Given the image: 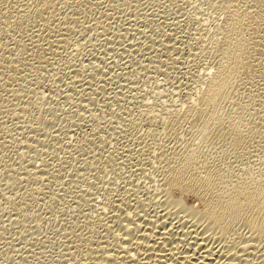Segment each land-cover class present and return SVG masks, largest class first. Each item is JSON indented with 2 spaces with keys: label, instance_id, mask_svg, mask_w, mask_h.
<instances>
[{
  "label": "rangeland",
  "instance_id": "1",
  "mask_svg": "<svg viewBox=\"0 0 264 264\" xmlns=\"http://www.w3.org/2000/svg\"><path fill=\"white\" fill-rule=\"evenodd\" d=\"M38 1H43L42 6L39 2L33 5L32 0H0V12L6 8L9 15L3 13L8 16V25L5 17L4 21L0 19V264H88L91 255L86 256L89 259L81 255L91 254L93 249V255L100 256L103 245L113 244L118 237L117 230L109 224V207L98 216L101 221L91 217L98 209L94 206L98 203L93 202L107 192L111 198H121L125 191L124 196L132 202L144 200L140 203L150 209L146 212L153 219L166 214L165 207L171 212L168 218L173 223L185 216L179 208L166 203L165 193L157 190L161 187L156 188L163 180V166L152 172L147 162L158 156L140 151L141 145L137 147L132 134L141 129L135 135L145 134L150 127L137 117L138 103L147 87L165 90L166 101L178 102L179 109L193 95L195 79L204 77L215 61L213 53L201 52L195 45L202 41L198 40L200 37L205 38L203 43L210 42L218 20L215 7L219 0ZM237 1L251 11L246 32L249 45L238 69L239 79L227 91L216 117L210 118V110L204 108L170 127L168 133L160 126L150 127L161 133L158 138L164 140L160 144L168 154L178 150L179 142L190 141L188 138L196 130L206 127L205 152L215 157V162L227 161L236 174L241 167H264V0ZM24 10L34 12L29 20L19 15ZM209 15L211 21L207 23L208 18L203 17ZM225 16L220 15L218 36L224 29ZM203 20L207 25L202 24ZM16 22H22V26ZM230 116L243 118L242 133L235 140L228 123ZM129 122H135L138 130L130 131ZM137 159L145 172L134 170ZM35 170L42 174L37 172L34 176ZM151 176L156 177L155 182ZM172 194L173 199L178 197L177 193ZM182 201L186 207L201 208L193 195H183ZM154 209L160 214L150 212ZM184 219L187 230L190 219ZM93 221L103 226L94 225ZM17 224H22L23 229L19 227L26 233ZM96 225L98 229L93 228ZM255 232L244 222L232 232L236 242H245L237 248H249V262L264 254V240L260 244L252 241L254 235L250 233ZM81 235L84 236L80 239ZM221 242L217 240L213 246L218 248ZM99 243H104L101 248L95 246ZM82 257L88 262L82 263Z\"/></svg>",
  "mask_w": 264,
  "mask_h": 264
},
{
  "label": "bare ground",
  "instance_id": "2",
  "mask_svg": "<svg viewBox=\"0 0 264 264\" xmlns=\"http://www.w3.org/2000/svg\"><path fill=\"white\" fill-rule=\"evenodd\" d=\"M32 1H33L32 2L33 5L35 3L36 4L40 3V6H42L41 2H43V1H41V2L38 0H32ZM37 2H39V3H37ZM49 3H50V1H49ZM0 5L2 6V4H0ZM26 5H25V8H26ZM0 9H1V7H0ZM4 9L6 10V8H4ZM4 9H2L3 12H0V13H2V15L0 14V16H1L0 19H2V17H5V16H3V13L5 12ZM195 9H198V8H195ZM20 10H22V9H20ZM29 10H31V9H29ZM37 10L39 11L42 9L37 8ZM217 10H218V12H217ZM195 11H198V10H195ZM215 11L217 12L218 20L216 21V23L214 25L215 26V32H214L210 42L204 41V42H207V44L203 43L202 41L205 38L200 39L201 38L200 37V38H198V40H202V41H197V42H199V44L195 45V46L198 45V49H200L201 52L203 50H205V51L209 50V55L211 53H213L211 55H214L213 58H215V59H213V60H215V61L210 64V68L205 71V75L204 74L202 75L204 77L199 76L197 78V81L195 79L196 83L194 81V84H196V85L192 86L193 95L191 97H189L188 100H186L187 103L185 105L183 104V106H182V104H181L182 107L180 106L181 107L180 109L177 105L178 102H176L177 103L176 104L172 100H171V102L166 101L165 92H164L165 90L160 89V87L156 88V86H155L156 89L148 90L152 87V85H151L150 88L147 87L148 89H145V92L147 91V93L145 94V96H143L141 98V100H140L141 103H138V104H140V105H138V106H140V108L138 107L139 111L138 110L137 111L139 112V115H137V117L139 116V118L141 120H143L142 122H144V123L148 122L150 124V127H152L153 125L160 126L163 128L162 131L164 130L165 132L168 133L169 132L168 129H170V127L173 128L174 126H176L181 121L188 119L190 117H193L199 110H202L204 108H207L208 110H210V118L216 117V113L219 110L220 104L223 103V101L227 97V95H226L227 91L230 88H232L235 85L236 81L239 79V77H238V71L239 70L238 69L244 60V53H245L246 46L249 45L247 43V39H246V32L248 31L249 25H250V23L247 21V19L249 17H251V11H249L247 8H244L243 6H241L240 1H237V0L236 1L235 0H219L218 5L215 7ZM22 12L23 13H19V15L21 14V17H23L24 19L28 18L27 20H29L30 15L32 13H34L32 11V13L29 14L27 10H24ZM6 13L7 12H5L4 14H6ZM223 14L226 15L225 16L226 18H224V20H225L224 25L225 26H224V29L222 31V34L218 36V32H219L218 29H220V25H221L220 15L222 17ZM6 15H8V14H6ZM18 16H16V17H18ZM7 17H5V21L2 19L5 23H7L6 22V20H8ZM11 18H13V17H11ZM203 18H206V19L208 18L209 21L207 23H210V21H211L210 15L208 17L205 16ZM206 19H204V20H206ZM17 20L18 19H16V21ZM63 20H65V19H63ZM204 20L201 21L202 24L207 25V23H205L206 21H204ZM65 22H68V20ZM16 23L17 24L19 23L21 25L22 22H16ZM8 24H9V22L7 23V25ZM17 24L16 25L14 24L15 27L19 26ZM9 26H12V25H9ZM9 29H11V27H9ZM202 29H204V26ZM14 31H16V30H14ZM152 43H154V42H152ZM210 43H211V45H210ZM196 50H194V51H196ZM197 51H199V50H197ZM200 51L198 52L199 55L201 53ZM195 53L197 54V52H195ZM145 54H147V52H145ZM191 56H193V55H191ZM194 56H195V54H194ZM149 58H151V57H149ZM148 63H150V62L148 61ZM203 69H205V68H203ZM129 72H131V71H129ZM129 75L132 76V74H129ZM136 77H138V76H136ZM163 81H165V80H163ZM160 82H159V84H160ZM132 87H131L132 90L134 88H135V90H137V87H134V88H132ZM79 90H81V89H79ZM117 96L120 97L119 95H117ZM135 98H136V96H135ZM109 99H111V98H109ZM112 99H113V96H112ZM130 100H131V98H130ZM130 100H129V102H130ZM112 104H114V103H112ZM110 108H111V106H110ZM76 115H78V114H76ZM130 115H132V114H130ZM89 116H91V115H89ZM139 118H138V120H139ZM81 119H83V118H81ZM120 121H121V119H120ZM228 123L232 128L231 132L234 134L233 139L235 140L237 134L242 133L241 129H243V118L236 117V116H230L228 119ZM125 125L124 126L120 125V127L126 128L127 126H125ZM96 126H97V124H96ZM150 127H148L149 129H147V130L145 129L146 130L145 134L141 135L139 133V136L135 135L136 133L141 132L142 129L137 131L135 134H132L135 136V139H136L134 141L138 144L137 147H139L141 145L140 151L149 152L153 156H156V157L158 156L157 160L154 161L153 160L154 158H153L152 160H150V162H147L150 164L149 169H151V170L153 169L154 171H155V169H161V168H159V166H161V165L163 166V169H161V170H163L162 171L163 180L161 179L162 183H161V185L159 184V186H156V185L155 186H156V188L161 187L157 190L158 191L161 190L159 192H163V193H165L164 196L165 197L167 196L165 198L166 203L167 202L171 203V205H174L175 208L176 207L179 208L182 213H185V216H180L181 218L177 217V218H179V220L176 219V221H174L175 223H173V222H171L172 220L168 218V215H171V212H167L168 208L165 207L163 209L166 211V214H164V215L162 214L161 217L158 218V216H157L155 219H153L152 218L153 216L151 217L149 215V213L146 212L147 210H150V209H146L147 206L142 205L140 203L144 200L139 199V198H135V199H139L142 201L135 200V202H132L133 201L132 199L131 200L128 199L130 197L124 196L125 191L122 192L123 194H121V195H123V196H120L121 198H119V197L117 198L116 195H114V194H113V196L116 198H111V197L107 196L108 195V192H107L106 195H104L102 197L100 196L101 197L100 200H98V198H96V200H98V201H96L94 198L95 201L93 203H96V202L98 203V205L95 204L94 206H98V209H95L96 215L95 214H94V216L91 215V217H93L97 221H101L102 217H101V220H99V219H97L98 216L107 212L106 210L107 209L109 210V208H110L111 209L109 212L110 215H109V217L108 216L107 217L110 219L109 221L111 222L109 224H112L111 226H113L117 230L118 234H116V235H118V237L115 236L117 239H114L115 241L112 242L113 244L108 245V243L106 242L107 245H103L104 248L100 249V250H103V251H100V252H102V254L100 256H97L98 254L93 255V252H92L93 249H92V251H90L91 254H88L89 253L88 252L87 255H86V253H84L85 255H81L82 253H80V255L85 256V259L87 258L86 256H88V255H91V257L96 256L93 259L91 257H89L91 259V262H89L88 264H91V263H93V264H264V254L260 256V259H258L259 257H257L256 259L253 258L254 261L249 262V260L246 258L247 256L249 258V253H247V250L249 248H246V249L237 248V246H240L239 243L241 241L236 242L234 237H233L234 235L232 234L233 230L237 228L238 224L244 222V224L249 226V228H255L256 229V232L254 234L250 233L252 236L254 235L252 238V241L254 243L259 242L258 244H260L264 240V177H263L264 167H262V168L256 167L255 170L250 169L248 167H241L238 174H236L233 172L231 165L227 161L226 162H220V163H218L219 161H216L217 163L215 161H213L214 160L213 158H215V157H212L211 155H209V153L205 152V151H207L205 149L206 148L205 146L207 143V131L205 130L206 127L196 130L194 132V134L192 135V137L188 138L190 140L188 142L183 143V140L181 142H179L176 139V142L177 143L179 142V144H178L179 148L177 146L178 150L172 149L174 151H171L170 150L171 148H170L169 150L171 152H170V154H168L164 151V149L162 150V148H164L163 147L164 145L160 144V143H162L161 141H164V140L159 141V138H158V136H160L161 133L160 132H159L160 134L156 133L155 130H153L154 128L151 129ZM97 128H99V127H97ZM125 128H123V129H125ZM127 128L128 129L130 128L129 129L130 131L131 130H138L136 128L135 122L130 123ZM138 128H140V127H138ZM128 129H126V130H128ZM166 129L168 131H166ZM129 134H131V133H129ZM162 136H164L165 138L168 137L167 135L166 136L162 135ZM128 138H130V137H128ZM125 140H127V139H125ZM161 145H163V146H161ZM177 148H175V149H177ZM137 149H136V152H138ZM128 152L130 153V150ZM112 154H113V152H112ZM142 154L144 155V153H142ZM142 154L138 153V155H140V156ZM148 155H150V154H148ZM129 157H131V156H129ZM140 158H139V160H140ZM148 158H150V156ZM142 160L143 159H141L140 161H142ZM137 163H138V159H137ZM140 163H142V162H140ZM140 163L137 164V167L134 170H137V171H140L141 173H143L146 170L142 167L143 165H141ZM260 166H263V164ZM38 169H36V170H38ZM42 169H44V168H42ZM42 169H39V170H42ZM36 170H35V173H33L34 176L37 174V172H39ZM153 170H152V172H153ZM39 173H41V172H39ZM149 174L152 175V173L150 171H149ZM38 176L39 175H37L36 177H38ZM155 178L153 179V177H152L154 182L156 180ZM136 188H138V187H136ZM172 193H175V194L177 193L178 197L173 199ZM187 194L193 195L201 203L200 209H195V208L184 206L183 201H182V196L187 195ZM110 195L112 196V194H110ZM96 197H99V196H96ZM10 198H12V197H10ZM14 198H15V196H14ZM153 198H155V197L153 196ZM162 198H164V197H162ZM155 200H157V199H155ZM8 201H9V199H8ZM146 201H148V200H146ZM146 201L144 203H146ZM149 202L151 203V200ZM160 204H162V203H160ZM91 206H93V205H91ZM107 207H109V208H107ZM6 209H8V208H6ZM154 211H155V209L153 211H150V212L158 213V211L157 212H154ZM159 212H161V211H159ZM91 213H93V211ZM158 214H160V213H158ZM16 216H19V215L16 214ZM91 217H88V218L91 219ZM185 217H187L188 220L190 219L189 222L191 223L189 228L187 227L188 228L187 230H184V227H185L184 222L187 221L186 219H184ZM19 218H22V217H19ZM175 218H176V216H175ZM10 219H8V222ZM0 220H3V219L1 218ZM19 220L21 223H23V221H21V219H19ZM90 221L91 220H89V222ZM17 223H19V222H17ZM97 223L101 224V222H97ZM97 223H95V221H93L94 225ZM88 224L89 223L87 222L86 225L89 226ZM3 225H4V223H3ZM14 225H16V223ZM17 225H18V227L19 226L22 227V224H17ZM101 225L103 226V224H101ZM102 226H100V227L102 228ZM21 227H19L20 230L23 229V227H22V229H21ZM90 227H87V228H90ZM93 228L98 229V226L97 227L93 226ZM99 230H100V228H99ZM86 231H88V230L86 229ZM100 231H102V230H100ZM23 232H25V231H23ZM89 232H92L91 228H90ZM84 235H81L80 239ZM252 236H250V238ZM95 238L97 239V241H98V239L100 240V238H98V237H95ZM250 238H248V239H250ZM87 239L88 238H86V240ZM89 239L91 240V238H89ZM102 239H104V238H102ZM102 239H101V241H102ZM23 240H25V238H23ZM105 240H107V239H105ZM217 240H218V243H220V241H222L221 244L216 243V244H218V248L213 246V243H215V241L217 242ZM77 241H80V240H77ZM84 241L85 240H83V242ZM97 241L94 240V242H96V243H97ZM245 241H246V239H245ZM247 241H250V240H247ZM83 242H81V243H83ZM86 242H88V241H86ZM92 242H93V240H92ZM108 242L110 243V241H108ZM222 243H224L223 246H222ZM241 243L243 244L245 242H241ZM79 244L80 243H78V245ZM91 244L89 245V247H92ZM102 244H104V243H102ZM102 244L99 243V244H96L95 246L98 248H101ZM97 245H99V246H97ZM219 245H220V247H219ZM80 246H82V244H80ZM85 246H86V244H85ZM95 246H93V247L95 248ZM76 247H78V246H76ZM76 247H74V249ZM255 248H257V247H255ZM78 249H76L77 252H84L83 251L84 247L81 248V249H83L82 251H80V250L78 251ZM98 250L99 249H97L96 251H98ZM85 251H87V250L85 249ZM74 252H75V250H74ZM240 253H242V254H240ZM77 254H79V253H77ZM253 256L254 255H252V257ZM252 257H250V258L252 259ZM89 258H87V259H89ZM79 259H81V258H79ZM82 259L84 260V261H81L82 263H84L85 261L88 262L83 257H82ZM84 264H87V263H84Z\"/></svg>",
  "mask_w": 264,
  "mask_h": 264
}]
</instances>
